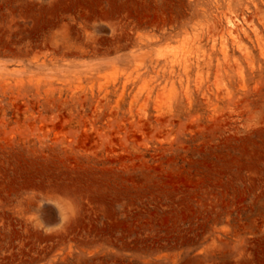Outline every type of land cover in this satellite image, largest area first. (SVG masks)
Listing matches in <instances>:
<instances>
[{"label": "rangeland", "instance_id": "374dc122", "mask_svg": "<svg viewBox=\"0 0 264 264\" xmlns=\"http://www.w3.org/2000/svg\"><path fill=\"white\" fill-rule=\"evenodd\" d=\"M0 264H264V0H0Z\"/></svg>", "mask_w": 264, "mask_h": 264}]
</instances>
